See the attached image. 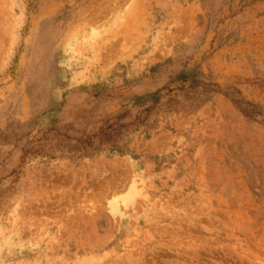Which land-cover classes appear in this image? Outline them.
Returning <instances> with one entry per match:
<instances>
[{"label": "rangeland", "instance_id": "374dc122", "mask_svg": "<svg viewBox=\"0 0 264 264\" xmlns=\"http://www.w3.org/2000/svg\"><path fill=\"white\" fill-rule=\"evenodd\" d=\"M0 264H264V0H0Z\"/></svg>", "mask_w": 264, "mask_h": 264}, {"label": "bare ground", "instance_id": "6f19581e", "mask_svg": "<svg viewBox=\"0 0 264 264\" xmlns=\"http://www.w3.org/2000/svg\"><path fill=\"white\" fill-rule=\"evenodd\" d=\"M132 181H133V180H132ZM132 181H131V182H132ZM134 183H135V182L133 181V185H134ZM130 187H131V185H130ZM134 187H136V186H134ZM131 188L133 189V186H132ZM134 189H135V188H134ZM130 191H131V190H130ZM130 191H129V192H130ZM137 191H138V190H137ZM133 193H134V191H133ZM133 193H130V194L132 195ZM135 193H136V192H135ZM125 194L127 195V193H125ZM130 194H128V195H130ZM123 195H124V194H123ZM124 197H125V196H122V198H124ZM127 197H128V196H127ZM120 198H121V197H120ZM125 199H127V198H125ZM125 199H124V202H123V203H125ZM128 199L130 200V198H128ZM115 200H116V199H115ZM122 200H123V199H122ZM131 200H132V198H131ZM127 201H128V200H126V202H127ZM116 202H118V201L116 200ZM127 203H128V202H127ZM116 204H117V203H112V205L110 206V207H111V210L114 211V212H117L118 209H119L118 206H117ZM126 205H127V204H126ZM126 205H125V206H126Z\"/></svg>", "mask_w": 264, "mask_h": 264}, {"label": "trees", "instance_id": "16d2710c", "mask_svg": "<svg viewBox=\"0 0 264 264\" xmlns=\"http://www.w3.org/2000/svg\"><path fill=\"white\" fill-rule=\"evenodd\" d=\"M81 150H85V149H81Z\"/></svg>", "mask_w": 264, "mask_h": 264}]
</instances>
